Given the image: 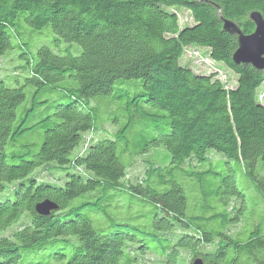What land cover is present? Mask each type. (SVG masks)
Instances as JSON below:
<instances>
[{"label":"trees","instance_id":"16d2710c","mask_svg":"<svg viewBox=\"0 0 264 264\" xmlns=\"http://www.w3.org/2000/svg\"><path fill=\"white\" fill-rule=\"evenodd\" d=\"M178 10L192 23L180 24ZM251 11L264 18V0H0V56L9 57L0 77V264H264V216L252 230L237 227L229 215L244 195L216 170L240 162L264 201V70L235 65L236 35L222 30L227 19L251 33ZM49 34L32 54L29 39ZM193 46L211 74L179 64ZM221 66L237 76L234 87ZM102 101L113 122L126 121L94 139L109 124L98 121ZM158 147L166 162L128 179L125 158ZM212 160L214 169L205 166ZM39 170H65L64 180H40ZM193 182L204 210L232 195L242 205L187 217ZM44 200L57 207L46 216L34 209ZM112 207L161 233L110 222ZM148 243L165 250L144 263Z\"/></svg>","mask_w":264,"mask_h":264},{"label":"rangeland","instance_id":"374dc122","mask_svg":"<svg viewBox=\"0 0 264 264\" xmlns=\"http://www.w3.org/2000/svg\"><path fill=\"white\" fill-rule=\"evenodd\" d=\"M181 12V13H180ZM179 15L181 16L179 20V23H184V24H191L192 23V18L190 17L188 11L186 10H178ZM179 24V25H180ZM27 36V35H26ZM53 34H49L46 37L42 36H32L29 39V50L34 54L36 48L41 45L50 42L53 39ZM28 38V37H27ZM15 41L13 40V43ZM76 46V45H75ZM77 47V46H76ZM78 48V47H77ZM193 50L187 53L186 55H182L181 58L179 59V64L181 66H188L190 67L194 73L196 74H211L214 70L211 66V59L209 57L206 58H201L200 54L202 53L201 49L192 47ZM79 50V48H78ZM197 50V51H196ZM56 52V51H55ZM208 52L207 49H204L203 53ZM206 56V55H205ZM8 56H0V77L2 76V73H4L6 70V67H9L8 65ZM20 62V61H18ZM244 65V64H241ZM225 68V67H224ZM223 66H221V69L225 72L226 71V76L229 78V81L225 83L226 88H232L235 86L236 83V78L237 76L231 72L230 70L225 69L224 70ZM222 74L216 76V78L223 79ZM260 96L264 95L263 93L259 94ZM259 96L260 99H262ZM106 98V97H104ZM103 98V99H104ZM108 99V98H106ZM109 100V99H108ZM117 114L124 117V114L117 111ZM114 118V113H112L111 109L109 108V105L106 101H102L99 103L98 107V121L101 122H107L109 124H106L105 132L103 136L102 134H98L95 136L94 139L103 138V137H110L109 135L113 133L114 129L112 127H116L119 125H122L125 123L126 119L125 118H119L117 122H113L112 119ZM109 134V135H107ZM166 155L167 152L163 147H158L154 149H150L149 151L137 155H133L130 157L125 158V162L128 163V167L126 168L127 171V177L128 179H132L133 177L136 178L137 180H141L144 177L145 171H146V164L151 163L156 166H162L166 162ZM214 160V157H212ZM209 163L208 165L205 166H210L211 169H214V162ZM185 169L188 168L187 165H189V161L184 163ZM217 171H219L221 174V178L228 175L232 174V176L229 178V182L232 179L234 181V184L236 188L243 193L244 195V206L241 208L240 211L237 213L236 216L229 215L231 218L236 219L238 221L237 227H241V225H246L247 230H252L253 226L256 224V220L262 218L264 216V201L262 199V196L260 194V191L258 190V186L255 184V182L251 179L249 173H248V168H245L240 162L236 161H229L227 164H221L220 166L216 167ZM73 170V169H72ZM177 170V169H175ZM65 171V170H64ZM64 171L63 172H54L53 176H49L45 170H39L37 172V177L40 180H55L58 181L59 177L60 179L64 180ZM264 175V169L259 171V176ZM174 178L184 186H186L185 182L190 184L191 181H185L182 176L179 177L178 173L175 172L173 175ZM157 181L153 179L150 183L151 188H155L156 190L162 191L163 185H156V183L152 182ZM60 183L62 184V180H59ZM217 182V181H216ZM219 182V181H218ZM217 182V183H218ZM205 187L203 188L204 190H209V187L211 186L210 183H206L204 185ZM187 187V186H186ZM197 189L194 186V182L191 184L190 188L186 190V195L188 197L187 199V209H186V216H206L208 213L212 212L214 210L215 213L222 214L223 210L229 211L232 209V207H237L238 205H242L241 200L236 197V196H230L228 197V204L223 205L222 203H215L214 207L211 209L204 210L203 208H200L201 203L199 200L200 194L196 191ZM205 190V191H206ZM226 190V189H224ZM204 192V191H203ZM125 203H123L122 206H124ZM121 206V207H122ZM226 206V207H225ZM143 210H146L148 212H151L153 209L151 206L146 205L145 207L142 208ZM106 215L109 218L110 222H119V223H135V224H127L129 228H136L140 230H145L149 231L151 233H161V229L156 228L150 220L145 217V218H138V219H130L129 213H126L125 208H109L106 212ZM232 224L229 223V228L233 227L231 226ZM205 228L210 229V230H218L219 227L217 224H209V225H204ZM236 226V225H235ZM96 228H99V225L95 226ZM261 232H264V223L263 226L260 228ZM148 248L149 250L146 251L148 254H146L147 258L145 259L144 263H150L153 257H158V253H162L165 250L164 246H158L156 247V244L154 243H148ZM151 253V255H149ZM143 258V257H140ZM144 259H141V262H143Z\"/></svg>","mask_w":264,"mask_h":264},{"label":"water","instance_id":"95a60500","mask_svg":"<svg viewBox=\"0 0 264 264\" xmlns=\"http://www.w3.org/2000/svg\"><path fill=\"white\" fill-rule=\"evenodd\" d=\"M248 19L254 26L251 33H244L237 24L227 19H222V30L236 35L237 47L231 57L235 65H250L256 70H264V18L260 12L251 11ZM56 208L53 202L44 200L35 205L34 209L37 214L46 216ZM191 264L205 263L196 258Z\"/></svg>","mask_w":264,"mask_h":264},{"label":"bare ground","instance_id":"6f19581e","mask_svg":"<svg viewBox=\"0 0 264 264\" xmlns=\"http://www.w3.org/2000/svg\"><path fill=\"white\" fill-rule=\"evenodd\" d=\"M260 97H262V96H260Z\"/></svg>","mask_w":264,"mask_h":264},{"label":"flooded vegetation","instance_id":"af4514ba","mask_svg":"<svg viewBox=\"0 0 264 264\" xmlns=\"http://www.w3.org/2000/svg\"><path fill=\"white\" fill-rule=\"evenodd\" d=\"M203 58V57H202Z\"/></svg>","mask_w":264,"mask_h":264}]
</instances>
